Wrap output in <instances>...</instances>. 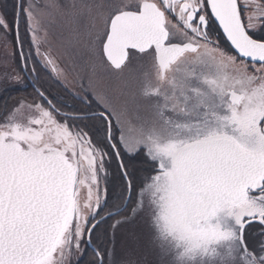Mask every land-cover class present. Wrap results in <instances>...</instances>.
<instances>
[{"label":"snow or ice","instance_id":"1","mask_svg":"<svg viewBox=\"0 0 264 264\" xmlns=\"http://www.w3.org/2000/svg\"><path fill=\"white\" fill-rule=\"evenodd\" d=\"M15 9L18 43L22 16L37 55L42 27L60 21L93 73L118 76L119 99L101 89L91 101L125 187L109 200L108 153L75 124L83 117L33 84L39 102L22 99L0 119V264H80L89 249L90 264H119L101 229L112 221L114 238L125 213L140 212L167 264H264V0H18ZM113 120L123 152L148 165L138 187L112 143Z\"/></svg>","mask_w":264,"mask_h":264},{"label":"rangeland","instance_id":"2","mask_svg":"<svg viewBox=\"0 0 264 264\" xmlns=\"http://www.w3.org/2000/svg\"><path fill=\"white\" fill-rule=\"evenodd\" d=\"M63 2V0H62ZM40 4L44 3V0H39ZM1 4V0H0ZM26 6V5H25ZM0 15H2L0 10ZM23 25L25 28V34L27 35V44L24 46L22 45V49L26 53H30L32 51V59L36 57V59L41 62V64L45 67V61L43 57L40 55H37L36 52V46L32 44L31 41V34L27 31V26L25 22V18L22 16ZM45 32L47 33L45 36ZM9 30L5 32L4 30L0 29V77H4L5 73H7V69L9 66L13 65V62L11 61V55L12 52L17 47H14L13 41L9 40ZM39 35L43 37L40 44V53H47L56 63V65L62 70V73L57 76L54 74L55 78L59 80H63L66 83L69 84H75L77 88H79L80 92L84 95H87L88 97H91V94L93 91H100L101 89L106 90L111 96H113L116 99H119V84L120 80L118 76L112 72L110 69L107 68H101L98 67L96 72L93 73L90 64L92 63L91 60L87 57L85 54L84 49L82 46L70 43L71 37L69 36L67 30L64 28L63 24L60 21H57L54 24L48 25L45 24ZM225 49L227 47L223 45ZM28 56L25 60L26 63H18V67L21 68L23 65H30V71L32 72L34 67L37 68L39 71V67L34 66L38 63L32 62L31 63V55ZM25 56V57H26ZM28 58L30 61H28ZM135 62H143L140 58H137L134 60ZM98 63V60H97ZM48 73L51 71L50 67H47ZM46 71H43V77L48 74ZM49 77V75H48ZM47 77V81L49 78ZM57 82H51L48 84V87L51 85L55 86ZM58 85V84H57ZM50 88V87H49ZM58 86L53 87L54 90H56ZM86 90V91H85ZM4 93V91H2ZM3 93H1V97L3 96ZM56 96V93L53 95ZM83 104V102H81ZM84 105H86L84 103ZM82 112H87V108L81 107ZM92 113V112H91ZM95 113V112H93ZM89 114V113H88ZM91 116H94L91 114ZM4 116L0 114V119H3ZM94 123H97L100 125V121L95 120ZM112 123L114 126H112V132L118 131V138H119V130L115 126V121L113 120ZM105 124H103V127ZM107 134L104 132L100 136H98V133L95 132V135H92L93 142L97 145H100L102 148L107 146V141L103 139ZM116 139V141L118 140ZM113 143V142H112ZM109 147V145H108ZM121 151V157H131L128 154L124 153L122 149H119ZM106 153H108V156L110 157V160L116 161L115 154L113 149H104ZM140 160L144 161L145 163V157L143 153H140L138 156ZM117 164V165H116ZM115 166H117L118 171L122 175V171L119 167V164L116 163ZM111 171L113 172L114 166H111ZM148 168V165L145 163L143 167V177L148 174L146 169ZM123 177V175H122ZM142 177V179H143ZM100 184L101 189L108 188V185H110L111 191L109 194V197L113 196V189H114V174L111 173L110 180L106 182V179L100 176ZM141 179V181H142ZM124 181V177H123ZM140 182L134 181L133 184L137 187L140 185ZM125 185V181H124ZM84 193H82V196ZM125 215H130V213H125ZM130 219L119 225L114 233L113 238V232L110 230L108 232V237H105L104 235V243L105 245L111 247L114 244L115 248V259L119 262V264H167V260H161L158 255V249L155 247V243L153 240L152 230L150 227V221L149 216L147 212H140L139 214L135 216L130 215ZM112 221H108V224H110ZM106 224V225H108ZM252 231H258V226L253 225L252 228H250V232ZM92 254L91 250L89 249L85 256L81 259L80 264H85V262L88 260V255ZM132 256V257H131ZM127 258V261L123 260ZM132 261V262H131ZM129 262V263H128ZM73 264H75V261L73 260Z\"/></svg>","mask_w":264,"mask_h":264},{"label":"flooded vegetation","instance_id":"3","mask_svg":"<svg viewBox=\"0 0 264 264\" xmlns=\"http://www.w3.org/2000/svg\"><path fill=\"white\" fill-rule=\"evenodd\" d=\"M217 31H219L218 28L210 27V32L213 34V37L215 36V33ZM221 37L222 36L219 37V44H220V47L223 48L224 47L223 45L225 44ZM224 50L230 52L229 49H224ZM21 52L23 53V58L20 55ZM26 55H31V59H30L31 63L32 62L38 63L37 65H34V66L39 67V71L37 70L36 67H34L35 71L31 72L29 68L30 65L26 67L25 65H23L21 68L17 66L18 63H24V64L26 63L25 59L28 57ZM40 56L43 57V53H41ZM137 58H140V54L137 55ZM30 60L28 58V61ZM11 61L13 62V65L9 66V68L6 71L7 74L15 75L19 73V75L24 81V84L22 86L20 84L15 83V81L6 78L5 76L0 77V114H2V116H5L7 112H10L12 108L17 104V102L22 99L29 101V102L31 101L39 102L40 98L38 97V94L35 91V88H39L41 91L45 93V96L48 99L52 100V102L61 110L62 113H67V114H70L71 116L83 117V119L76 120L75 124L79 125L82 128H84V126L87 125L88 127L84 129L85 131L92 130L90 123L95 122V120H98V119L96 118V116L91 117V114H93V112L99 113L101 109L94 102L91 101V97H89V102L85 103L82 100V97L85 95L80 92L79 88H77L75 84L71 85L69 83L64 82L62 79L59 80L55 78L54 73H52V71H50V77L55 82H57L58 88L56 90H54L53 88H49L47 84V80H46L48 77V74L43 77V71H46L48 73L47 67L43 66L41 62H39L36 59V57L32 59V51L30 53H26L24 50H21V49L17 51H13L11 55ZM33 84H35V88L33 87ZM4 85H7V86L4 88L2 87ZM2 91H4V93ZM1 93H3L2 97H1ZM55 93H56V96H53ZM81 102H83V104ZM84 103L86 105H84ZM81 107L87 108V112L85 113L82 112ZM59 118L60 117H58V119ZM69 123L71 124L73 123V121L69 120ZM112 126H114L113 123H112ZM102 127H103V124H101V129ZM104 128L107 130L106 124ZM115 133H116V139H117L118 131ZM89 135L92 137V135H95V132L94 131L93 133L89 132ZM116 139L114 138L112 142L117 144L118 149H121L119 146V142L118 140L116 141ZM106 145L107 146L104 145V147L102 148L100 145L97 144V146L102 148L103 151L104 149H112L110 146L108 147V144ZM114 165H115V162H113V160H110V157L108 155L104 157L105 171L101 172L100 176L105 178L106 182L110 180L111 173H113L110 167ZM107 190H108V198L109 200H111V196L109 197V194L111 191L110 185H108ZM110 224L104 225L103 228L101 229V232L103 233V237L101 238L103 243H104V235L106 233V230H108V232H110L111 230L109 227ZM93 241L94 243H100V241L97 240L96 236L93 237ZM88 257L89 258L85 262V264H90L92 254H89Z\"/></svg>","mask_w":264,"mask_h":264},{"label":"trees","instance_id":"4","mask_svg":"<svg viewBox=\"0 0 264 264\" xmlns=\"http://www.w3.org/2000/svg\"><path fill=\"white\" fill-rule=\"evenodd\" d=\"M17 2H18V0H1V4H0L1 10H2L3 14L6 16L7 22L9 23V33H10L9 40L13 41L15 48L17 47V44H16V29L14 27V19H15V11H16L15 5ZM19 37L21 39L22 45L24 46V43L26 45L27 44V35L25 34V28L23 25L22 17H21V22L19 25ZM14 51H16V49ZM52 81L54 82V80L51 79V77H50L49 80L47 81V84H50ZM6 86L7 85H4L2 87L5 88ZM55 86H57V84H55ZM55 86L52 85V87H51V85H50L49 87L53 88ZM101 124H102L101 121H100V125L97 123H94V122L90 123L92 130H88V131L90 133H93V131L97 132L98 136H100L104 132L106 133V129L104 127H102V129H101ZM113 133H114L113 137L116 139V133L115 132H113ZM122 160H123L128 172L130 173V176L134 178L133 180L140 182L142 177H143V167L145 164L144 161L140 160V158L136 157V156L135 157H128V158L122 157ZM113 162H115V164L117 163L116 161H113ZM113 174H114V180L113 181H115L114 189H113L114 190L113 194H114L115 192L120 191L121 188L125 187V185H124L123 177H122L121 173L118 171L117 166H115V165L113 168ZM102 237H103V233L101 232V238ZM105 237H108V230H106ZM123 260L127 261V258H125Z\"/></svg>","mask_w":264,"mask_h":264}]
</instances>
